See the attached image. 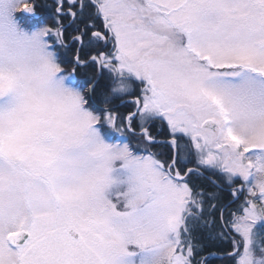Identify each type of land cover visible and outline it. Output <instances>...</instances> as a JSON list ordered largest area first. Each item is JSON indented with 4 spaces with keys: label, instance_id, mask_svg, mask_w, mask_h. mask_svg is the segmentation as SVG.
<instances>
[{
    "label": "snow or ice",
    "instance_id": "snow-or-ice-1",
    "mask_svg": "<svg viewBox=\"0 0 264 264\" xmlns=\"http://www.w3.org/2000/svg\"><path fill=\"white\" fill-rule=\"evenodd\" d=\"M17 8L48 87L0 65V264H264V0Z\"/></svg>",
    "mask_w": 264,
    "mask_h": 264
},
{
    "label": "clouds",
    "instance_id": "clouds-1",
    "mask_svg": "<svg viewBox=\"0 0 264 264\" xmlns=\"http://www.w3.org/2000/svg\"><path fill=\"white\" fill-rule=\"evenodd\" d=\"M20 11L21 8H17L11 18L0 19V65L18 71L33 87L44 91L48 87L45 68L49 57L25 38L40 29L24 25L19 19ZM51 59H55L54 54ZM234 129L245 138L264 136V118L244 111L234 122ZM260 259L264 260V257Z\"/></svg>",
    "mask_w": 264,
    "mask_h": 264
},
{
    "label": "rangeland",
    "instance_id": "rangeland-1",
    "mask_svg": "<svg viewBox=\"0 0 264 264\" xmlns=\"http://www.w3.org/2000/svg\"><path fill=\"white\" fill-rule=\"evenodd\" d=\"M33 27L37 26V25H32Z\"/></svg>",
    "mask_w": 264,
    "mask_h": 264
}]
</instances>
